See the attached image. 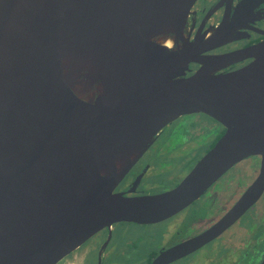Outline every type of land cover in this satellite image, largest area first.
Segmentation results:
<instances>
[{"label": "water", "instance_id": "water-1", "mask_svg": "<svg viewBox=\"0 0 264 264\" xmlns=\"http://www.w3.org/2000/svg\"><path fill=\"white\" fill-rule=\"evenodd\" d=\"M194 1L0 0V264H56L113 223L159 222L251 156L259 172L236 203L168 255L216 237L257 201L264 42L201 55L183 40ZM169 34L182 45L154 40ZM245 57L241 68L216 73ZM195 113L225 131L177 186L114 193L162 128Z\"/></svg>", "mask_w": 264, "mask_h": 264}, {"label": "flooded vegetation", "instance_id": "flooded-vegetation-1", "mask_svg": "<svg viewBox=\"0 0 264 264\" xmlns=\"http://www.w3.org/2000/svg\"><path fill=\"white\" fill-rule=\"evenodd\" d=\"M154 40L168 43L171 50L182 45L171 34ZM183 40L196 42L204 56L232 54L260 44L264 42V0H195L186 17ZM250 61L245 57L227 62L216 73L234 71ZM197 67L195 63L189 64L190 71ZM187 116L178 117L162 128L114 193L129 197L156 195L178 185L225 131L202 113L191 114L195 116L193 121L172 131ZM198 116L218 125L210 130L211 134L217 132L213 137L199 130L202 121L197 120ZM191 143L193 146L188 147ZM250 158L253 167L247 171ZM259 166V156L242 159L170 217L150 224L113 223L56 264H260L264 257V200L257 203L264 190L248 210L216 237L193 250L168 255L171 249L204 233L220 220L254 181ZM173 171L180 174L176 176ZM251 176L253 179L246 184L244 178ZM224 178L223 185L219 184ZM151 227L160 229L151 231L148 229ZM128 229L131 234H127Z\"/></svg>", "mask_w": 264, "mask_h": 264}, {"label": "rangeland", "instance_id": "rangeland-1", "mask_svg": "<svg viewBox=\"0 0 264 264\" xmlns=\"http://www.w3.org/2000/svg\"><path fill=\"white\" fill-rule=\"evenodd\" d=\"M195 119V116H191V115H188L187 117H185V118H183L182 119V121L181 122H179L177 125H175L174 127H172V131H174L175 129H177V127H182V126H185L186 124H187V121H193ZM200 120V121H202V123L198 126L199 127V130L201 131V132H203L204 134H206V135H208V136H214L215 134H211L210 133V130L213 128V127H218V125L214 122V121H211L209 118H206V117H204V116H198V118H197V120ZM171 131V132H172ZM193 144L194 143H191V144H188L187 146L188 147H192L193 146ZM204 146V145H203ZM207 146L205 145L204 146V148H206ZM183 151V150H182ZM200 153H202V151H200ZM251 160H249V162H251V163H248L247 165H246V167H245V169L248 171V170H250L252 167H253V158H250ZM173 174H175L176 176L178 175V174H180V171L177 173L176 171H173ZM182 174V173H181ZM175 175H173V176H175ZM253 179V177L251 176V177H249L248 179H246V178H244V182L247 184V183H249L251 180ZM224 181H225V178L224 179H222L220 182H219V184H221V185H223V183H224ZM264 194H263V196H262V199H260V201H258V203L257 204H260V203H262L263 202V200H264ZM256 204V205H257ZM149 230H151V231H154V230H158V229H160L159 227H151V228H148ZM127 234H131V230L130 229H128V232H127Z\"/></svg>", "mask_w": 264, "mask_h": 264}, {"label": "bare ground", "instance_id": "bare-ground-1", "mask_svg": "<svg viewBox=\"0 0 264 264\" xmlns=\"http://www.w3.org/2000/svg\"><path fill=\"white\" fill-rule=\"evenodd\" d=\"M167 46H168V43H167Z\"/></svg>", "mask_w": 264, "mask_h": 264}]
</instances>
